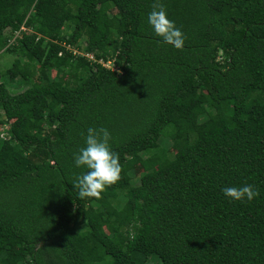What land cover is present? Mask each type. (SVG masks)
<instances>
[{"label": "trees", "instance_id": "obj_1", "mask_svg": "<svg viewBox=\"0 0 264 264\" xmlns=\"http://www.w3.org/2000/svg\"><path fill=\"white\" fill-rule=\"evenodd\" d=\"M153 3L0 0V264H264V0H161L182 51ZM89 127L123 169L99 200L72 185Z\"/></svg>", "mask_w": 264, "mask_h": 264}, {"label": "clouds", "instance_id": "obj_2", "mask_svg": "<svg viewBox=\"0 0 264 264\" xmlns=\"http://www.w3.org/2000/svg\"><path fill=\"white\" fill-rule=\"evenodd\" d=\"M152 11L148 14V23L155 35L176 50H183L184 33L168 18L165 5L161 0H154ZM111 134L108 129L89 127L85 138L86 146L74 154L77 167L87 171L76 178L73 187L78 190L81 199L94 198L99 200L107 188L117 184L122 179V165L119 154L110 146ZM223 195L230 201L251 202L259 196V191L252 185L241 187H224Z\"/></svg>", "mask_w": 264, "mask_h": 264}, {"label": "rangeland", "instance_id": "obj_3", "mask_svg": "<svg viewBox=\"0 0 264 264\" xmlns=\"http://www.w3.org/2000/svg\"><path fill=\"white\" fill-rule=\"evenodd\" d=\"M111 13L112 14H116V13H118V10L117 9H112ZM33 52L36 55V59L39 60L42 57L43 49L42 48H39V47H35L34 50H33ZM14 58H15V55L14 54H2V55H0V75H2L3 73H5V71L11 66V63L14 61ZM107 67L113 68L112 62L109 63V64H107ZM37 68H40V65H38ZM62 71L63 70L60 67V65L59 64H55L54 67L52 68V70L50 71V75H51L52 78H58L60 75H62ZM0 82H3V79L2 78H0ZM10 87L13 90H16V91H20V90H23L24 89L23 87H18L16 84H10ZM204 99L206 101V99H207V95L206 94H205ZM191 119L192 120H196V116H192ZM163 146H165V147L169 148L171 151H174L175 152V149L170 146L169 139L164 140ZM142 172H143V168L140 165L139 166H136L135 174L136 175H139Z\"/></svg>", "mask_w": 264, "mask_h": 264}, {"label": "built area", "instance_id": "obj_4", "mask_svg": "<svg viewBox=\"0 0 264 264\" xmlns=\"http://www.w3.org/2000/svg\"><path fill=\"white\" fill-rule=\"evenodd\" d=\"M22 29L25 30V28H22ZM15 35H16L15 37H18V36H19L18 33H16ZM15 39H16V38H14L13 40H15ZM13 40H12V41H13ZM13 42H14V41H13ZM13 42H12V43H13ZM105 66H107V65H105Z\"/></svg>", "mask_w": 264, "mask_h": 264}]
</instances>
